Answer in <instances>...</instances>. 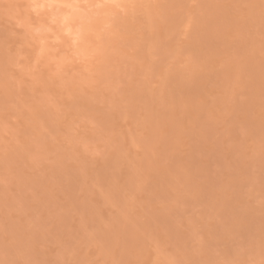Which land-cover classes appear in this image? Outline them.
Returning a JSON list of instances; mask_svg holds the SVG:
<instances>
[{
	"label": "rangeland",
	"instance_id": "374dc122",
	"mask_svg": "<svg viewBox=\"0 0 264 264\" xmlns=\"http://www.w3.org/2000/svg\"><path fill=\"white\" fill-rule=\"evenodd\" d=\"M0 264H264V0H0Z\"/></svg>",
	"mask_w": 264,
	"mask_h": 264
},
{
	"label": "bare ground",
	"instance_id": "6f19581e",
	"mask_svg": "<svg viewBox=\"0 0 264 264\" xmlns=\"http://www.w3.org/2000/svg\"><path fill=\"white\" fill-rule=\"evenodd\" d=\"M158 39V38H157ZM173 73V72H172ZM176 79V78H175ZM199 80V79H198ZM196 85V84H195ZM184 86V85H183ZM198 86V85H197ZM196 91V90H195ZM192 93V92H191Z\"/></svg>",
	"mask_w": 264,
	"mask_h": 264
}]
</instances>
